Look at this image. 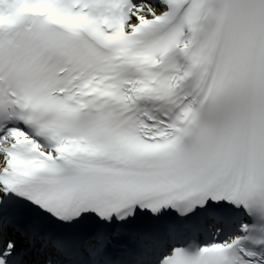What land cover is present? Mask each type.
<instances>
[{
	"label": "snow or ice",
	"instance_id": "obj_1",
	"mask_svg": "<svg viewBox=\"0 0 264 264\" xmlns=\"http://www.w3.org/2000/svg\"><path fill=\"white\" fill-rule=\"evenodd\" d=\"M0 264H264V0H0Z\"/></svg>",
	"mask_w": 264,
	"mask_h": 264
}]
</instances>
